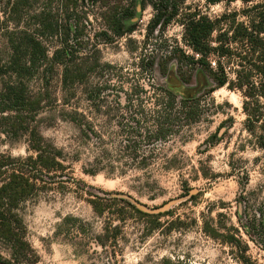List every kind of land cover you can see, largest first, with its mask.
I'll return each instance as SVG.
<instances>
[{"label":"rangeland","instance_id":"obj_1","mask_svg":"<svg viewBox=\"0 0 264 264\" xmlns=\"http://www.w3.org/2000/svg\"><path fill=\"white\" fill-rule=\"evenodd\" d=\"M154 1L138 9L133 31L107 42L110 9L131 0H0V155H34L38 131L67 157L49 188L14 210L19 235L0 238V264H264V149L245 126L243 96L226 86L208 92L205 71L169 59L176 49L193 54L188 15L242 20L255 2L169 0L179 16L148 37ZM30 36L46 57L17 76L8 66L32 59ZM70 45L74 56L52 63ZM153 58L166 76L147 66ZM66 64L77 69L71 91L62 87ZM10 84L13 97L4 95ZM160 86L198 97L201 114L191 123L181 114L166 138L148 140ZM96 197L103 215L88 202Z\"/></svg>","mask_w":264,"mask_h":264},{"label":"trees","instance_id":"obj_2","mask_svg":"<svg viewBox=\"0 0 264 264\" xmlns=\"http://www.w3.org/2000/svg\"><path fill=\"white\" fill-rule=\"evenodd\" d=\"M221 1L210 0L212 3ZM226 1L231 3L234 0ZM241 1L245 4L255 2L242 11L241 15L244 18L242 20L239 19L237 12L225 13L216 19L195 14L188 15L187 19L184 18L182 22L184 42L193 54L188 55L184 50L176 49L169 59L176 57L179 61L187 60L205 71L214 82V86L208 89V92L225 86L230 90L239 91L243 96L245 126L257 138L258 145L264 149V0ZM145 2L146 0H131L127 7H112L107 21L108 28L103 30L101 36L107 42H112L133 31L138 9L143 8ZM153 8L155 13L149 24L148 37L155 35L157 28L164 30L179 16L177 5L169 0L154 1ZM28 43L32 49L30 53L32 59L28 63H19L15 60L8 66L17 76H24L32 73L33 70L40 69L36 56L46 57L45 48L43 49L34 37L30 36ZM78 50L73 45L56 50L52 56V63H56L59 56L71 59ZM212 58L215 60L212 61ZM157 64V58L147 62L152 72L155 71ZM158 66L161 74L166 76L167 67L165 65L160 67L159 64ZM73 72L77 74V69L74 71L70 69V64H66L63 70L62 87L67 91L72 90L77 80ZM17 88L18 85H8L7 93L4 95L13 97V92ZM157 91H159V97L156 104L160 109L155 111L157 115L152 125L148 127V131L145 132L148 140L166 138L172 132L175 122L181 120V114H184L186 123L198 119L201 114L198 97L178 99L166 86H160ZM73 120L79 123L75 117ZM31 142L34 155L26 158L0 155L1 239L16 240L19 233L14 227L16 218L14 210L21 202L34 197L40 190L49 188L46 185L51 183L49 180L67 169L64 165L67 158L64 151L43 138L38 131H35ZM132 142L136 143L135 140ZM130 148L136 150L134 145ZM87 172L97 173L96 170ZM114 194L118 195V193ZM123 201L135 212H141L131 199ZM88 202L98 215L104 214L105 207L102 199L96 197V199H89ZM145 214L154 220H159L161 217ZM159 225L160 223H157V226Z\"/></svg>","mask_w":264,"mask_h":264}]
</instances>
